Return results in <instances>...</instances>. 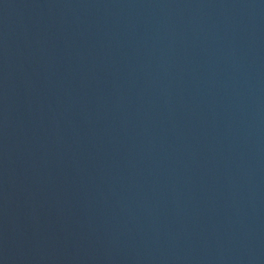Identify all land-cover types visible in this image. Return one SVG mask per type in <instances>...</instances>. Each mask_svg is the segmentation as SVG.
Returning <instances> with one entry per match:
<instances>
[{"label":"water","instance_id":"water-1","mask_svg":"<svg viewBox=\"0 0 264 264\" xmlns=\"http://www.w3.org/2000/svg\"><path fill=\"white\" fill-rule=\"evenodd\" d=\"M95 264H264V0H45Z\"/></svg>","mask_w":264,"mask_h":264}]
</instances>
